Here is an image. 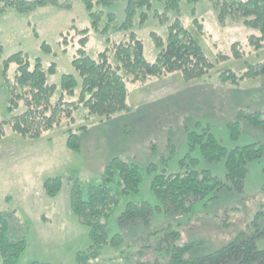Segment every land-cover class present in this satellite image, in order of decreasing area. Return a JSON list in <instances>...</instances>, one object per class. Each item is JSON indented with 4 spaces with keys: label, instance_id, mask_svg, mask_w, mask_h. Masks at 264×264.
<instances>
[{
    "label": "rangeland",
    "instance_id": "374dc122",
    "mask_svg": "<svg viewBox=\"0 0 264 264\" xmlns=\"http://www.w3.org/2000/svg\"><path fill=\"white\" fill-rule=\"evenodd\" d=\"M61 1L66 6L46 5L24 13L7 9L0 14V39L3 43L0 116L8 117L5 108L7 94L1 86L3 60L8 56L23 51L30 58L39 57L45 66L55 63L56 71L48 81L56 85L61 74L74 72L71 60L77 54L79 37L82 36L77 32L88 27L90 19L81 0ZM123 6L124 3L119 2L109 8L117 13L115 27L108 33L113 40L127 34L125 29L117 27L123 19ZM154 7L161 9L158 2ZM175 14L168 11V18L164 15L150 17L140 26H133L143 40L148 61H154L157 52L150 33L155 31L164 36ZM178 16L194 32V17L201 21L203 32L195 34L210 60L214 61L218 54H227L229 59L216 64L214 70L200 79L186 81L176 73L129 82L131 111L118 112L109 119L97 115L85 118L87 111L79 107L74 111L73 122L61 121L37 139L22 138L9 128L0 138V212L11 224L12 239L24 238L26 242L14 264L34 261L123 264L119 260L120 249L89 248L88 229L69 207L70 178L99 180L103 177L104 166L114 157L138 165L142 175L140 191L123 197L106 221L109 235H113L122 232L117 215L127 201L148 200L156 205V198L149 189L155 174L179 172L190 166L196 170L208 169L212 175L225 179L224 160L208 163L198 146L189 150V132L200 133L201 129L208 128L228 149L255 141L264 142V130L245 120L241 121L240 133L235 139L231 138L226 126L228 122L239 120L237 115L240 111L260 110L264 113V74L245 78L238 85L219 79L222 69L242 73L248 64L264 62V47L256 50L248 44V37L258 34V30L244 25L240 18L220 23L210 0L184 1ZM106 36L90 30L84 45L86 53L96 57L107 46ZM236 42L243 53L240 58L232 56L231 46ZM43 43L49 46V52L42 49ZM110 58L113 61L112 54ZM14 67L11 63L7 73H12ZM75 96L67 99H75ZM68 128L79 137V152L66 145ZM190 158L195 159L194 164ZM263 164L262 160L247 162L248 172L241 193L222 189L215 199L195 204L190 215L155 211L148 224L125 227L122 234L127 244L134 245L136 251L148 231L170 222L181 232V242L195 243L188 255L190 257L211 253L239 234H255L252 220L259 210H264L260 206L264 202ZM54 176L63 178L64 184L52 198L45 194L42 183ZM111 186L118 190L115 179ZM261 227L264 229V225ZM151 241L155 242V239ZM257 246L264 248V235L257 239ZM152 257L150 250L142 259L150 260ZM0 264H3L1 256Z\"/></svg>",
    "mask_w": 264,
    "mask_h": 264
},
{
    "label": "trees",
    "instance_id": "16d2710c",
    "mask_svg": "<svg viewBox=\"0 0 264 264\" xmlns=\"http://www.w3.org/2000/svg\"><path fill=\"white\" fill-rule=\"evenodd\" d=\"M90 19V25L77 33L80 47L71 60L73 73H63L59 84L50 83L48 77L55 73V63L45 66L39 57L30 58L26 52L19 51L3 60L2 87L6 91V113L0 116V138L7 128L25 139H37L61 121L73 122L74 111L83 107L87 114L106 119L121 111H131L128 102L130 88L128 83L143 81L150 77L180 74L186 81L200 79L215 69L216 64L229 59L227 54H218L210 60L200 43L197 33L203 32L200 20L194 17L193 30L180 19L181 3H195L198 0H81ZM216 9L217 20L224 23L227 19H242L244 25L256 28L258 34L248 37V44L254 49L264 47V0H210ZM123 2V19L117 26L127 31L126 36L113 40L108 36L115 27L117 13L109 10ZM158 2L160 7H154ZM46 5L66 6L61 0H0V14L7 9L24 13ZM176 12V16L167 25L165 35L152 31L150 37L157 49L155 60L150 62L144 54V43L133 30L150 17L167 16V12ZM92 30L106 36L107 46L91 57L84 45L88 32ZM65 36V34H63ZM110 48H109V46ZM239 43L231 46L234 58L242 57ZM49 52V46L42 44ZM3 43L0 39V56ZM113 56V61L110 58ZM15 67L8 74L10 64ZM264 74V62L248 64L246 70L237 73L232 69L219 72L221 82L238 85L245 78ZM59 88V90H58ZM76 95V96H75ZM75 99H67L73 97ZM74 98V97H73ZM237 119L227 123L232 139L240 133V123L245 120L264 130V113L240 111ZM66 145L79 152V137L71 128L66 130ZM189 150L199 147L204 161L215 163L224 160L225 179L221 180L208 169L196 170L188 166L179 172L155 174L149 189L156 198V205L148 200L127 201L117 215L122 232L127 226L148 224L155 211L167 214H192V207L201 200H213L222 190L242 192L248 172L247 162L262 160L264 163V142L225 147L208 128L201 132H189L187 135ZM189 156V154H187ZM192 164L195 159L190 158ZM264 170V164H263ZM118 190L111 186L113 180ZM142 175L137 164L114 157L104 166L103 177L99 180L70 178L69 207L88 229L89 248L96 246L120 249L119 260L123 264H264V248L257 246V239L264 235V210H259L252 220L255 234L237 235L221 248L196 257L188 256L195 246L194 242H181V232L170 222L143 236L144 242L138 248L127 244L122 232L109 235L106 221L120 200L140 191ZM64 179L59 176L48 177L42 183L45 194L55 197L61 190ZM264 191V187H263ZM264 207V202L260 204ZM227 224L225 223V226ZM258 227H260L258 229ZM12 227L5 214L0 212V256L3 264H14L25 249L24 238L12 239ZM155 239L152 242L151 239ZM137 247V246H136ZM152 251L150 260L143 256ZM137 258L134 260V258ZM30 264H51L31 262ZM120 264V263H119Z\"/></svg>",
    "mask_w": 264,
    "mask_h": 264
}]
</instances>
